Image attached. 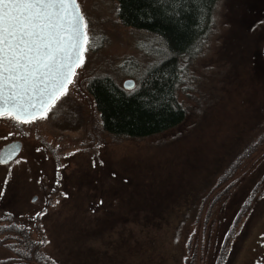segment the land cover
Returning a JSON list of instances; mask_svg holds the SVG:
<instances>
[{
    "label": "rangeland",
    "instance_id": "1",
    "mask_svg": "<svg viewBox=\"0 0 264 264\" xmlns=\"http://www.w3.org/2000/svg\"><path fill=\"white\" fill-rule=\"evenodd\" d=\"M76 2L66 88L30 122L0 118V148L21 142L0 162V264H216L224 246L218 264H264V0H218L177 92L185 119L143 138L105 132L86 84L136 83L163 44L114 0Z\"/></svg>",
    "mask_w": 264,
    "mask_h": 264
},
{
    "label": "trees",
    "instance_id": "2",
    "mask_svg": "<svg viewBox=\"0 0 264 264\" xmlns=\"http://www.w3.org/2000/svg\"><path fill=\"white\" fill-rule=\"evenodd\" d=\"M114 1L120 22L154 35L162 42L166 54L131 88H124L109 75L93 76L87 81V92L105 132L131 138L162 133L185 119L186 111L177 92L186 65L201 53L212 34L218 0ZM1 117H9L13 122L31 121L18 120L9 114ZM225 249L227 246L219 250L216 264L227 257Z\"/></svg>",
    "mask_w": 264,
    "mask_h": 264
},
{
    "label": "water",
    "instance_id": "3",
    "mask_svg": "<svg viewBox=\"0 0 264 264\" xmlns=\"http://www.w3.org/2000/svg\"><path fill=\"white\" fill-rule=\"evenodd\" d=\"M84 41L76 0H0V116L26 121L43 114L73 76ZM133 85L131 78L122 83ZM20 150V141L5 144L0 162Z\"/></svg>",
    "mask_w": 264,
    "mask_h": 264
}]
</instances>
